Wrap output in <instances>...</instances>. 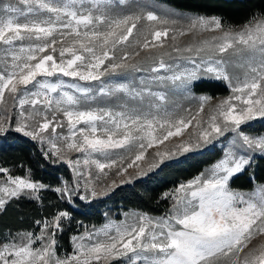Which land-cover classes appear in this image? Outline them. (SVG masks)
I'll list each match as a JSON object with an SVG mask.
<instances>
[{"label":"snow or ice","instance_id":"snow-or-ice-1","mask_svg":"<svg viewBox=\"0 0 264 264\" xmlns=\"http://www.w3.org/2000/svg\"><path fill=\"white\" fill-rule=\"evenodd\" d=\"M127 5L128 0H16L0 6V44L6 46L0 49V136L15 132L21 134L18 142L37 141L45 160L67 164L75 177L53 187L34 181L30 168L21 177L0 167V211L22 196L41 201L42 191L55 192L72 210L79 202L88 208L111 187L100 186V176L93 178L91 168L85 172L81 164L94 165L105 177L113 169L123 177L156 148L147 170L137 173L146 176L165 159L231 134L228 148L206 173L178 186L168 216L136 214L130 221L85 230L71 237L73 250L62 255L57 233L72 220V212L59 210L34 222L39 231L9 234L0 242V264H111L114 259L123 264H264V242L253 243L264 236V184L250 194L230 187L233 177L251 166L254 153L264 154V134L242 128L264 118V16L233 31L215 16L117 11ZM205 32L216 34L201 38ZM184 36L193 43L180 45L178 37ZM145 68L151 75L136 83L134 74ZM118 75L131 79H104ZM205 80L227 84L232 94L206 116L208 95L198 98L195 115L173 118L166 111L168 91L191 93ZM9 108L19 110L15 123ZM190 127L188 139L159 150ZM64 128L66 133L57 132ZM71 152L83 159H72ZM130 182V177L120 181ZM111 186H117L115 179Z\"/></svg>","mask_w":264,"mask_h":264},{"label":"trees","instance_id":"trees-1","mask_svg":"<svg viewBox=\"0 0 264 264\" xmlns=\"http://www.w3.org/2000/svg\"><path fill=\"white\" fill-rule=\"evenodd\" d=\"M177 7L193 10L206 15H218L225 26L239 25L249 22L253 17L264 16V0H164ZM197 92L211 94L225 93L226 86L218 82L197 83ZM14 123V122H13ZM246 131L259 132L264 123L258 121L252 127L243 125ZM21 134L9 132L7 137L0 136V167L8 168L13 176H25L26 169H31L34 181L60 186L62 181L73 182L75 177L72 169L64 163L52 164L41 154V146L37 141L23 138ZM224 155V147L214 144L203 151L190 152L182 158L165 162L146 176L130 183L118 184L111 188L107 195L93 200L88 208L83 202L76 210L66 202L58 199L52 191H42L41 201L25 199L7 203L0 211V242H4L8 234L19 230L38 231L36 220L51 218L59 210L72 212V220L63 222L64 231L57 233L58 251L71 252V237L80 234L90 226L102 224L108 217L120 219L125 211L141 210L151 215H165L172 207L170 195L165 192L172 190L183 181L199 174L205 166L213 163ZM4 174H0L2 178ZM264 182V156H256L250 167L233 177L231 188L251 189L256 183ZM111 264H123L119 259Z\"/></svg>","mask_w":264,"mask_h":264},{"label":"rangeland","instance_id":"rangeland-1","mask_svg":"<svg viewBox=\"0 0 264 264\" xmlns=\"http://www.w3.org/2000/svg\"><path fill=\"white\" fill-rule=\"evenodd\" d=\"M9 2L16 3V0H0V6H3L5 3H9ZM19 7L21 9H23L25 7V5H23L21 3V4H19ZM141 8H143L144 11H154V12H157L158 14L161 11H163L164 9H168V10H171L172 12H174V13H177V14H183V15L198 14V15H202V16H206V17L215 16V17L220 18L218 15H206V14L201 13V12L182 9V8L177 7L174 4L169 3L167 1H164V0H128V5L125 6V7L117 9V11H120L122 13L139 12ZM260 17L261 16H256L257 19L260 18ZM249 22H247V23H249ZM247 23H243V24H239V25H232L231 28H232L233 31H239ZM181 26H183V25L182 24H178L177 25V27H181ZM225 27L227 28L228 26H225ZM134 34H135V30H134ZM214 34H216V33L205 32V33L202 34L201 38L210 37L211 35H214ZM177 42L180 45H188L190 43H193V39H192L191 36L178 37V41ZM23 43L26 45L29 42L28 41H24ZM16 44H17V46H20L21 42L17 41ZM4 47H6V46L0 44V49H2ZM57 47H59V45H57ZM173 55L175 56V54H173ZM143 56H144V53L142 52L141 53V57H143ZM141 57H137L136 59L139 60V59H141ZM166 60H167L168 63H172V64L179 63V64H181L182 67L186 66V62L183 61V60L168 59V58H166ZM132 62H134V61H132ZM188 66H190V65H188ZM150 75H151V73L147 70V68H145V70L143 72H137V73L134 74V76L136 77L135 82L138 83L139 82V77H141V76L148 77ZM60 78H62L66 83H80L82 85L91 86V87H94V88L99 86V82H90L88 84H85V82L73 80V78H71V77H60ZM38 79H39V77H38ZM50 79L55 81L57 79V77H52ZM104 79L111 80L112 82L115 83V82H126L127 80L131 79V77H128L126 75H118V76H112V77H105ZM218 83H220L223 86H226L227 91L225 93L211 94V93H207V92H197V91H195L194 87L192 88L191 93H186L183 90H171V91H168V101H167V103L165 105L166 111L171 113L173 118L188 117L189 115H195V113H196V111H197V109L199 107L198 98L200 96H202V95H208V96L212 97V99L207 105H205L204 116H206L209 113V111H210V109L212 108L213 105L217 104L220 100H222V99H224L227 96L232 94L230 89H229V87L227 86V84H225L223 82H218ZM29 87H31V85H29ZM6 97H7V93H6ZM9 104H11L10 100H9ZM111 106L115 107V105H111ZM26 108H27V106H26ZM185 109H191V113H187L185 111ZM9 111L11 112L13 122L15 123L16 119L18 118L17 113H18L19 110H18V108L17 109L9 108ZM161 115H163V112L161 113ZM60 118H62V117H60ZM197 118L199 119L200 117H197ZM257 121L260 124H263L264 123V118H258L257 120L252 121L251 124L254 125V122H257ZM193 131H194V129L190 127L189 129H187L184 132L183 136L174 137V138H171L169 141H165V145H161L159 150L163 151L165 146H167L169 149H173L177 143L188 139L189 138V134L192 133ZM57 132H65L66 133L67 129L66 128L57 129ZM247 132L249 134H251V135H259V134H264V129L262 131H259V132H249V131H247ZM230 137H231V134H228L225 137H220L218 140L214 141L213 144L207 145V146H205V147H203L201 149H197V150L192 151V152L203 151V150H205L207 148H211L214 144H217L219 146L224 147V153H225V151L228 148V143H229ZM44 148H47L46 144L44 145ZM156 150H157L156 148L149 149L148 152L146 153L145 159L143 161H138L137 162V164H139L140 167L137 168V167L134 166L132 169H129V172L126 173L123 177H116L115 176V171H116L115 169H113L111 172H109V175L107 177H105V176H103V174L98 173V170L95 168L94 165L85 166V165L81 164L80 167H81V170H83L85 172H87L88 169L91 168L92 174H93V178H95L97 175H99L100 176V180L98 181V184L100 186L113 188L111 186V181L113 179L116 180V185H118V184H123V183H120V181L122 179H125V178H129L130 177L131 181H134L135 179L144 177V176L137 175V173H139L142 170H147L148 165L153 161L154 152ZM116 151L120 152L121 150H116ZM188 153H190V152H188ZM185 154H187V153H185ZM185 154H183V155L177 154L172 159H165L162 163H159V166L161 164L165 163V162H169V161H172V160H176V159L182 158ZM69 156L72 159H77V158L83 159L82 154L77 153V152H71V153H69ZM223 156L221 158L217 159L216 161H214L213 163L205 166L204 169L199 174L206 173V171L208 169H210L220 159H222ZM256 156H264V154L254 153L253 154V158H252V162H253V160H254V158ZM126 162L127 161H125V163ZM158 167H156L155 169H157ZM155 169H153V170H155ZM153 170H151V171H153ZM106 171H108V170H106ZM151 171H148V173L151 172ZM199 174H197L196 176H198ZM196 176H194V177H196ZM21 177H23V176H21ZM2 178H0V179H2ZM193 178H191L189 180H186V181H183L180 184L186 183V182L192 180ZM180 184H178L172 190L165 192V194H169L171 196V194H173L175 192V190L178 188V186ZM261 184H264V182L256 183L251 189H238V188H232V189L234 191H237V192L250 194V193L254 192L255 189L257 187H259ZM98 190H99V188H98ZM136 214H147V213H145V212H143L141 210H137V209H130L128 211H125L120 219H114V218L108 217L102 224H99V225H96V226H90L86 230L88 232H92L95 229L101 228L103 225H105L108 222L121 223V222H124L126 220L130 221L132 218H134V216ZM169 214H170V210L165 215H151V214H147V215L149 217H153V218H160V217H166ZM23 231H30V230H19L17 232H23ZM17 232H15V233H17ZM84 232H85V230L82 231L80 234H77L75 236H80ZM8 236H9V234L7 235V237ZM262 242H264V236L259 237V238H257L256 240L253 241L254 244H259V243H262ZM72 250H73V247H72ZM72 250H71V252H72ZM59 252L62 255L65 254V253H68V252H63V251H59ZM71 252H69V253H71ZM114 260H116V259H114Z\"/></svg>","mask_w":264,"mask_h":264}]
</instances>
